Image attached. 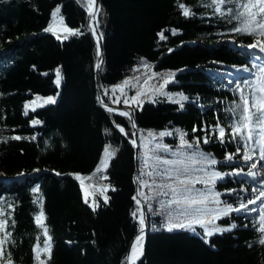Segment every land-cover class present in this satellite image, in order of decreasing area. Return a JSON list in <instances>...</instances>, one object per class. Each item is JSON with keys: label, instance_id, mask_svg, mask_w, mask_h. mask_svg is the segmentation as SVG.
<instances>
[{"label": "trees", "instance_id": "trees-1", "mask_svg": "<svg viewBox=\"0 0 264 264\" xmlns=\"http://www.w3.org/2000/svg\"><path fill=\"white\" fill-rule=\"evenodd\" d=\"M208 2L99 0L96 21L104 42L99 87L104 102L132 110L139 140L136 160L129 118L112 114L97 100V44L87 24V0H0V171L26 175L0 183V219L8 221L0 239L11 234L5 249L12 264H37L33 247L43 248L47 239L35 222L41 207L51 237V258L40 254L46 264H122L140 230V213L132 216L141 209L133 200L137 189L151 199L141 196L148 229L136 264H264L257 230L264 197L247 209L222 214L226 204L238 208L264 191L259 146L234 139L231 132L241 112L236 107L242 105L241 90L247 97L263 79L261 57L254 49L264 46V37L259 31H232L240 25L226 9L243 0L222 6L223 16L207 7ZM181 3L193 15L184 16ZM58 6L55 19L52 13ZM66 28L80 34H69ZM250 44L257 47L248 48ZM155 79L168 81L164 93L153 88L137 95L138 88ZM47 97L55 102L33 106ZM181 133L191 149L181 146ZM106 144L116 155L106 170L95 172ZM245 147L252 155L247 162ZM153 154L182 159L180 179L186 180L187 194L206 197L212 211L201 215L195 212L197 206L167 205L173 198L169 189H164L168 195L157 196L156 184L170 181L148 175ZM230 154L231 161L226 159ZM203 156L217 163H207ZM252 164L257 167L252 169ZM175 167L161 165L160 170ZM250 169L254 177L247 175ZM68 173L91 176L76 180ZM141 180L153 191L141 188ZM37 186L39 191L33 192ZM197 216L203 224L192 223ZM168 220L191 227L169 231L164 226ZM215 228L221 231L206 235L205 229Z\"/></svg>", "mask_w": 264, "mask_h": 264}, {"label": "snow or ice", "instance_id": "snow-or-ice-1", "mask_svg": "<svg viewBox=\"0 0 264 264\" xmlns=\"http://www.w3.org/2000/svg\"><path fill=\"white\" fill-rule=\"evenodd\" d=\"M88 3V11L89 15L92 20H95L96 13L100 11L99 7L97 5V0H87ZM228 4H237V0H209V2L206 4L207 7L213 8L214 12L218 15L223 16L225 14V9L222 6L228 5ZM95 6V7H93ZM180 7L183 9V15L184 16H190L193 15L190 8L186 7L184 4H180ZM59 6L53 11L52 15L53 17H56L59 14ZM227 13L232 16L233 19L237 20L239 23V27H233L232 31L234 32H246L249 35L254 34L255 32L259 31L260 35L264 37V0H243L242 3L237 4L236 8L229 7L226 9ZM62 19V17H61ZM51 30V26L48 29H45V31ZM66 31L69 34H80L79 29H71L66 28ZM95 34V32H94ZM175 34V31H174ZM59 38V37H58ZM67 39V37H64ZM162 38H164L162 36ZM261 44H264V40L261 41ZM257 47L256 44H250L248 45V48H255ZM260 51L264 52V46L260 47ZM97 57L101 56L100 52V46L97 44V50H96ZM102 61H97V68L100 67V64ZM57 78L56 83L57 85L60 84V81L62 79L60 70H56ZM125 84L128 83V81L124 82ZM165 83H168V81H165ZM245 84H247V81H244ZM115 87H120L119 85ZM240 85L237 84V88H239ZM137 95H141V93H138ZM181 99H187L183 96V94H180ZM98 100L100 97L97 98ZM132 100L135 101L136 97H132ZM241 100L242 105L237 104L236 107L241 109L240 115L238 116L236 122L231 127V132L233 133L234 139H239L241 141H245V143H252L254 145H258L260 148V159L264 160V79H262L259 82V87L257 89H254L251 94L247 97L243 95V91L241 90ZM47 102H55L54 97H47ZM127 102V101H126ZM179 102V101H177ZM182 106V105H181ZM27 107V106H26ZM109 111H114V109L109 108ZM235 112V109L232 110ZM123 115L128 116L129 113L124 112ZM34 124L39 123V121H33ZM116 127L120 130L122 134L127 135L125 132V129L121 127L120 125H116ZM133 127H135V123L133 122ZM196 129H193L195 131ZM105 131H109L108 129H105ZM170 132H161L159 133L160 136L165 135H171ZM184 133H181V146L187 147L191 149L193 146L189 144L186 140L183 139ZM148 136L152 137L153 133L151 131L148 132ZM14 139H21V137L16 136L13 137ZM220 138L221 140L224 139V129L220 128ZM207 142V140L205 141ZM131 143L134 146H137L136 140L132 139ZM143 146V142H141V145ZM157 148H163L164 150H168L166 145H157ZM240 149H238L239 151ZM116 149H114L110 144H106L103 149V155L100 159V162L97 165L96 171H101L102 169L106 170L109 166V162L111 159H113L116 155ZM207 163L215 164L217 163L214 159H209L207 156L202 157ZM227 160L231 161L233 159V156L230 154L226 157ZM243 159L244 161H250L252 159V155L249 154V150L247 147L244 149L243 153ZM151 160L153 161L152 164V171L148 173L149 176H152L155 174L158 177H163L168 179L169 183H160L156 184V181L153 180L152 183L156 184V187L160 189L159 192L156 193L157 196L163 194L168 195L167 192L164 191V189H169L171 191V194L173 196L172 199L167 200L166 204L171 205H181L184 204L187 206L188 209L192 208V206H197L195 208V212L199 213L201 215L210 213L212 209L207 208L206 200L207 198L204 196H201L200 198L189 196L187 193L190 191V189L186 186V180L180 179L182 175V170L179 167V165H182L184 161L181 160H168V159H161L159 156L153 154L151 157ZM148 159L143 160L144 166H148ZM161 165H177V167L173 168H164L162 171L159 170ZM256 164H252L251 168H256ZM38 171V170H37ZM57 175H60L57 173ZM74 175L77 178H80L79 174H70ZM95 175V172L93 173ZM144 175V172L141 171V176ZM221 175V174H216ZM248 176H255L256 174L250 169L247 173ZM106 178V177H105ZM148 187L149 191H153V188L147 184L146 181L141 180V188ZM107 190V187L104 189ZM115 191V189H112ZM33 192L39 191V186L32 189ZM138 196H143L145 201H148L151 199V197L144 194L142 191L138 190L137 193ZM216 195H219V193H216ZM88 193L85 192V203H88L87 199ZM261 197H264V191L260 192V195L256 197V200L249 199L247 201V204L241 203L238 208H233L231 204H226L225 208L227 209L226 212L222 213L223 215H227L228 211H240L242 209H247V205L255 204L257 200H260ZM133 200L136 201L137 205L140 204V200L137 199V196L133 197ZM35 202V201H34ZM105 203H107V198H105ZM203 205V207H199ZM161 209L163 210L165 208V202H160ZM90 207H93V211H95V206L90 205ZM261 208L264 209V204H261ZM187 210V209H186ZM250 211H256L255 208L250 209ZM140 213L139 223H140V234L136 236L135 241L131 245V249L129 252V255L125 258V261L122 262V264H136V261L140 259V257L143 255V237H144V218H143V211L140 208H137L136 211L132 212V216L135 219L137 217V213ZM2 214V213H0ZM184 213L181 212V215ZM171 213H169V216ZM45 216L43 212V208L41 207V211L37 214L35 217V222L38 227L43 228L44 234L47 237V239L44 240V247L41 248L39 244L35 245L33 247V252L36 254L35 259L37 261V264H46L45 260L41 259V253L46 254L47 258H51V237L48 236V229L44 223ZM8 221L0 219V232H3L7 226ZM192 223L197 224H203L204 220L201 219L199 216L194 217L192 220ZM211 223V221H209ZM167 230L172 231L175 228H184V227H191V223L184 224V223H174L171 220H168V222L164 225ZM232 227H235V225H232ZM230 230V229H224ZM261 233V237L259 239V243L261 245H264V211L260 213V222L259 227L257 229ZM213 231H221L219 228H215L213 230L205 229V233L208 236H211L213 234ZM10 233H6V237L10 236ZM6 237L4 239H0V264H12L11 259V253L6 252L5 244L7 242Z\"/></svg>", "mask_w": 264, "mask_h": 264}, {"label": "water", "instance_id": "water-1", "mask_svg": "<svg viewBox=\"0 0 264 264\" xmlns=\"http://www.w3.org/2000/svg\"><path fill=\"white\" fill-rule=\"evenodd\" d=\"M98 3H99V0H97V5L96 6H98ZM93 7H95V6H93ZM87 24H88V28L90 30V33H91L94 41L96 42V44H99L100 52H101V56L97 57V60L95 62V66H94V78H95V84H96L97 98L100 97V99L99 100L97 99V100H98L99 104L105 110L109 111L108 110L109 108L114 109V111H110L114 115L126 116V115H123L122 113H124V112L129 113V115L127 117L129 118V120H130V122L132 124V128H133V138L132 139H135L136 140V144H137V146H134L132 144L135 147V159L137 160L138 151H139V140H138V131H137V126H136V122H135V117H134V114H133L132 110L130 108H128V107L121 106L119 104L106 103L102 99V95H101V91H100V87H99V77H100V72H101L103 59H104V42H103L102 35H101V33H100L99 29H98L96 18H95V20L91 19L88 9H87ZM94 32H95V34H94ZM98 60L102 61V63L100 64L99 68H97V66H96ZM133 122L135 123V127H133ZM132 139H130V142H131ZM96 169H97V167H96ZM96 169H95V172H96ZM44 171L47 172L48 170H44ZM52 173L57 175V172H52ZM68 174L70 175V174H73V173H68ZM70 176H73L76 180H84V179L89 178L91 176V174L82 175V176H80V178H77L74 175H70ZM13 178H17V177H13ZM7 179H8V177L6 179H4V180H7ZM9 179H12V178H9ZM135 183H136V180H135ZM137 193H138V189L136 190L135 196H137V199L140 200L139 206L141 207V209L143 211V218H144L143 251H144V246H145V242H146V234H147V229H148V227H147V217H146V208H145V204H144L142 198L140 196H138ZM139 234H140V230L132 238V240H131V242L129 244L128 251H129L131 245L133 244V241L135 240L136 236L139 235ZM127 254H128V252H127Z\"/></svg>", "mask_w": 264, "mask_h": 264}, {"label": "rangeland", "instance_id": "rangeland-1", "mask_svg": "<svg viewBox=\"0 0 264 264\" xmlns=\"http://www.w3.org/2000/svg\"><path fill=\"white\" fill-rule=\"evenodd\" d=\"M261 54H262V57H263V59L261 60V63L264 64V52L263 53L261 52ZM144 68H145V66H143L141 72H143V69ZM164 86H165V79H162L161 82H159V83H157V80L156 79L155 80H151L148 83H146V85L144 87L138 88L139 89L138 93L139 92H147V91H150L153 88H155L160 93H164L165 92ZM171 98H174L175 99L174 96H171ZM46 103H50V102H47V100H39V101H35L34 104H33V106H38L40 104H46ZM259 171H260V169H259ZM6 178H7V176L3 172L0 171V183H4V182H1V181L4 180V179H6ZM262 179H263V182H264V171L262 173ZM263 188H264V184H263ZM194 194H195V192L193 191L191 193V195H189V194L188 195L189 196H193Z\"/></svg>", "mask_w": 264, "mask_h": 264}, {"label": "bare ground", "instance_id": "bare-ground-1", "mask_svg": "<svg viewBox=\"0 0 264 264\" xmlns=\"http://www.w3.org/2000/svg\"><path fill=\"white\" fill-rule=\"evenodd\" d=\"M102 155H103V154H102ZM134 241H135V240H134ZM134 241H133V242H134ZM130 249H131V247H130ZM130 249H129V251H128V254H127V256L129 255ZM127 256H126V257H127Z\"/></svg>", "mask_w": 264, "mask_h": 264}]
</instances>
